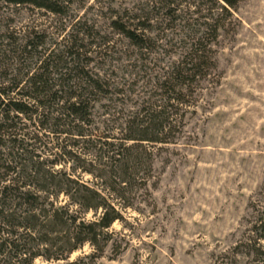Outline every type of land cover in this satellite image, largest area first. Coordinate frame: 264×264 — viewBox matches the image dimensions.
I'll list each match as a JSON object with an SVG mask.
<instances>
[{
  "label": "rangeland",
  "instance_id": "1",
  "mask_svg": "<svg viewBox=\"0 0 264 264\" xmlns=\"http://www.w3.org/2000/svg\"><path fill=\"white\" fill-rule=\"evenodd\" d=\"M64 1L60 15L0 3V42L25 45L41 36L48 51L82 46L89 70L109 86L107 95L96 96L85 130L111 136L109 143H124L138 112L165 101L153 97L164 92L157 88L189 61L196 45L207 49L200 77L173 107L167 143H142L152 165L148 188L132 191L131 208L117 203L123 219L109 229L112 241L92 264H258L260 233L253 228L264 219V0H233V8L212 0ZM123 29L143 38L144 46ZM21 119L24 132H40ZM46 128L40 137L54 149L53 126ZM60 153L38 154L58 160L52 171L92 182L89 163ZM74 153L86 162L98 155L91 148ZM58 201L69 205L64 196ZM94 218L89 213L85 220ZM95 253L84 245L67 260L41 257L34 264H68Z\"/></svg>",
  "mask_w": 264,
  "mask_h": 264
},
{
  "label": "trees",
  "instance_id": "2",
  "mask_svg": "<svg viewBox=\"0 0 264 264\" xmlns=\"http://www.w3.org/2000/svg\"><path fill=\"white\" fill-rule=\"evenodd\" d=\"M212 1L231 8L236 4L233 0ZM64 2L0 0L7 6L30 5L55 15L63 12ZM122 32L136 46H144L143 38L134 32ZM44 45L41 36L30 38L25 45L0 42V61L4 63L0 67V71L4 69L0 72V264H34L41 257L48 262L64 261L84 245L96 253L68 264H83L85 260L92 264L112 241L109 229L123 219L117 203L125 201L123 208H131L133 200L128 197L132 191L148 188L152 165L145 159L142 143H167L166 136L173 127V107L200 77L207 49L196 45L188 55L189 61L173 69L157 88L164 92L153 96L165 101L142 108L129 122L124 143L117 145L107 141L109 135L96 138L85 130L91 126L96 96L107 95L109 86L89 70L90 60L82 54V46L64 44L48 51ZM54 115L57 117H51ZM21 117L33 127L38 124L40 132L52 124L54 149L61 152L60 158L89 163L92 169L86 173L92 182L52 171L50 165H57L58 160L44 161L38 154L40 149L53 151L47 149L50 142H44L40 132H24L28 126ZM63 134L69 138L62 140ZM129 143L133 144L127 146ZM75 148H91L98 155L86 162L74 155ZM60 196L69 205L58 206ZM89 213L94 220H85ZM253 232L260 233L254 241V246H259L255 262L264 264L263 218Z\"/></svg>",
  "mask_w": 264,
  "mask_h": 264
}]
</instances>
